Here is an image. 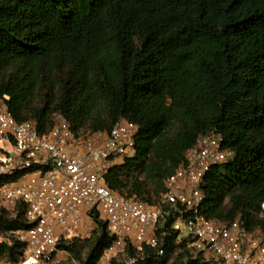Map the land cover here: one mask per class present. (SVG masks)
Returning a JSON list of instances; mask_svg holds the SVG:
<instances>
[{
	"label": "trees",
	"instance_id": "trees-1",
	"mask_svg": "<svg viewBox=\"0 0 264 264\" xmlns=\"http://www.w3.org/2000/svg\"><path fill=\"white\" fill-rule=\"evenodd\" d=\"M6 97L16 121H35L42 134L57 116L77 135L136 125V155L106 183L150 206L161 205L166 181L201 136H222L235 157L204 179L201 213L264 233V0H0ZM169 211L164 205L162 232L171 229ZM0 216L2 231L26 226L22 211ZM97 225L99 236L65 248L78 260L89 248L86 264L114 240ZM162 248L166 257L147 249L142 264H220L174 237ZM25 249L17 240L0 246V261L18 264Z\"/></svg>",
	"mask_w": 264,
	"mask_h": 264
},
{
	"label": "built area",
	"instance_id": "built-area-1",
	"mask_svg": "<svg viewBox=\"0 0 264 264\" xmlns=\"http://www.w3.org/2000/svg\"><path fill=\"white\" fill-rule=\"evenodd\" d=\"M9 100L0 101V180H17L0 187V215L15 220L22 211L26 226L5 236L0 216V246L24 243L21 264L51 262L75 241L90 239L97 220L114 237L97 264H142L147 249L163 259L167 237L176 246L191 242L220 264H264L263 232L248 231L239 219L222 223L201 213L204 179L235 157L222 136H201L166 181L161 205L150 206L113 193L106 183L112 168L136 155V125L122 122L109 132L77 135L57 116L42 134L35 121H16ZM164 205L173 220L169 232H162Z\"/></svg>",
	"mask_w": 264,
	"mask_h": 264
},
{
	"label": "rangeland",
	"instance_id": "rangeland-1",
	"mask_svg": "<svg viewBox=\"0 0 264 264\" xmlns=\"http://www.w3.org/2000/svg\"><path fill=\"white\" fill-rule=\"evenodd\" d=\"M97 232H98V226H97L96 230L93 232L91 238H94V236H96V235L99 236L100 231L98 233ZM2 233L5 236H11L10 232L2 231ZM12 240H13V238H12ZM81 250H83L81 260L76 259V257L69 251H65V252L60 251V253L51 262L45 263V264H86L87 263V256L89 254V248H85V249H81ZM21 262L18 264H21ZM173 263H174V259H170L166 264H173ZM0 264H9V263H7L6 260H2V261H0Z\"/></svg>",
	"mask_w": 264,
	"mask_h": 264
}]
</instances>
